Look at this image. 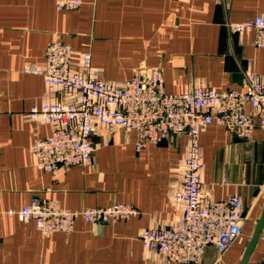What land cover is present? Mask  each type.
I'll use <instances>...</instances> for the list:
<instances>
[{
    "label": "crops",
    "instance_id": "0c3cea01",
    "mask_svg": "<svg viewBox=\"0 0 264 264\" xmlns=\"http://www.w3.org/2000/svg\"><path fill=\"white\" fill-rule=\"evenodd\" d=\"M261 13L264 0H82L72 10H57L53 0H0V264H175L145 249L139 235L173 224L180 214L174 195L185 135L137 151L133 131L98 126L89 163L55 175L37 167L31 143L51 126L26 115L33 105L65 102L72 93L22 69L42 64L55 35L89 52L92 67L112 83L159 67L168 93L241 90L246 73L264 75V46H253L252 33L228 24ZM198 144L202 198L235 194L245 220L223 253L208 246L201 262L191 264H237L264 207V129L240 138L210 123ZM33 195L68 209L130 203L138 213L105 223L77 219L70 231L41 235L33 221L9 212ZM246 264H264V225Z\"/></svg>",
    "mask_w": 264,
    "mask_h": 264
},
{
    "label": "built area",
    "instance_id": "2783aa9c",
    "mask_svg": "<svg viewBox=\"0 0 264 264\" xmlns=\"http://www.w3.org/2000/svg\"><path fill=\"white\" fill-rule=\"evenodd\" d=\"M53 1L57 10H72L82 3ZM228 27L252 33L251 44L264 46V13ZM22 71L72 93L65 102L33 105L26 115L51 126L50 134L36 137L30 146L39 169L55 175L59 168L89 163L91 139L98 126L133 131L137 151L147 143L185 135L188 144L180 163L181 183L174 195L180 214L169 226L144 229L139 235L143 247L161 255L166 263L191 264L201 262L206 247L223 253L238 237L245 220L239 198L235 194L219 200L201 196L198 137L210 123L240 138L249 137L256 126L264 129V75L246 73L241 90L192 87L168 93L161 69L150 67L112 83L92 67L89 52L75 51L59 35L47 44L42 64ZM9 212L22 221H33L41 235L70 231L77 219L105 223L138 213L130 203L68 209L57 200L37 195Z\"/></svg>",
    "mask_w": 264,
    "mask_h": 264
},
{
    "label": "water",
    "instance_id": "95a60500",
    "mask_svg": "<svg viewBox=\"0 0 264 264\" xmlns=\"http://www.w3.org/2000/svg\"><path fill=\"white\" fill-rule=\"evenodd\" d=\"M263 225H264V207L261 211L259 218L256 221V224H255L253 231L249 237V240H248L247 245L244 249V252H243V254H242V256L239 259L237 264H246L248 262L249 257H250V255H251V253L255 247V244L259 238V235L261 233Z\"/></svg>",
    "mask_w": 264,
    "mask_h": 264
}]
</instances>
